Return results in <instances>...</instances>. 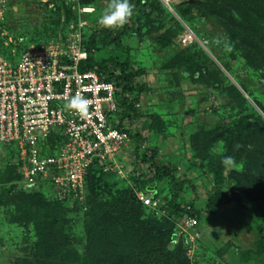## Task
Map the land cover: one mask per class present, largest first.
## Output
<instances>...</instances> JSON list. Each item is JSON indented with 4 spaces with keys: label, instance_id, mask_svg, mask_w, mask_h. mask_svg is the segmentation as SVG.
<instances>
[{
    "label": "rangeland",
    "instance_id": "1",
    "mask_svg": "<svg viewBox=\"0 0 264 264\" xmlns=\"http://www.w3.org/2000/svg\"><path fill=\"white\" fill-rule=\"evenodd\" d=\"M49 1L20 0L13 5L12 29L21 32L22 40L46 42L59 37L63 17L59 13L46 11ZM146 1L152 3L153 21L141 27L131 20L134 19L133 15L127 23L128 28H108L112 34L123 30L119 44L100 41L99 49L93 50L97 61L127 53L134 65L143 68L144 74L139 81L149 88L139 97L135 116L126 117L123 112L131 114V111H123L120 107L117 114H111L113 124L118 120L122 123L132 121L131 124H124L133 138L130 136L132 148L136 149L142 134H147V139L137 150L136 157L132 158L130 152L124 156L119 153L115 157L119 168L126 171L128 178L120 177L115 170L104 174V177L122 188L134 186L133 180L136 179L139 183L145 182L149 188L153 185L154 189L161 191L162 196L168 197L167 178L158 183L152 180L151 163L147 159L142 161L140 157L152 156L154 145L148 142L159 136L161 142L164 140L163 154H154V160L160 164L167 162L174 168L177 180L182 182L179 194L182 204L190 203L193 210L198 211L195 227L184 225L185 216L176 222L172 245L180 243L192 264H264V249L258 236L259 213H242L235 203L218 208L213 214L207 213L204 208L207 195L214 187L212 176L192 159L188 148L189 135L200 125L229 126L244 113H254L264 125V56L251 48L253 55L249 58L246 54L250 56L252 53L246 52L245 46L230 38L227 45L223 41L216 43L215 39L226 33L219 19L209 14L204 0H172L171 9L160 0ZM108 4V1L95 2L99 15L91 22V32L107 28L98 23V18ZM172 19L178 23L179 34L185 29L195 34V53L183 51L180 57L186 65L182 66L183 69L171 70L167 67L171 62H179L177 53L181 54L184 48L179 44L178 37L171 36V31L166 33ZM261 26L264 28V24ZM152 27H156L157 31L150 33ZM2 53L7 57L9 51L5 49ZM189 54H194L192 61L188 60ZM230 85L241 92V98L236 101L238 104L226 94ZM156 113L167 121L165 127H160L161 132L150 128L152 120L153 124H157L153 118ZM175 146L183 147L184 158L178 161L166 159ZM222 148L223 145L219 144L214 151L219 152ZM13 157L12 150L0 147V264H12L17 258L32 257L36 241L35 223L43 215L42 209L28 211L14 200L15 184L8 180L11 174L16 175L9 172ZM252 162L251 158L237 162L233 166L234 173L224 182V190L235 189L247 204L264 201V164ZM246 192L251 199L245 196ZM109 198L110 194L106 192L100 196L103 200ZM70 208L62 212L59 231L70 238L74 248L82 252L87 210L82 206ZM146 213L160 215L150 207H146ZM17 218L24 222H16ZM228 244L231 246L227 248Z\"/></svg>",
    "mask_w": 264,
    "mask_h": 264
},
{
    "label": "trees",
    "instance_id": "2",
    "mask_svg": "<svg viewBox=\"0 0 264 264\" xmlns=\"http://www.w3.org/2000/svg\"><path fill=\"white\" fill-rule=\"evenodd\" d=\"M19 1H9L3 27L15 37L21 38V32L17 33L12 29L11 20L12 7ZM50 1H54V7L47 8L46 11L62 15L60 30L61 34H65L69 24L76 19V11L71 6L65 5L63 0ZM101 1L110 3V0H81V4L95 5V2ZM204 1L209 14L219 19L221 27L230 40L242 44L246 52L252 53L246 56L252 57L251 48L254 52L264 56V28L261 26L264 24V0ZM130 3L134 5V19H131L134 24L145 27L147 22L153 21L152 3H147L146 0H130ZM96 11V14H99L97 6ZM124 26L128 28V24ZM122 31L112 34L108 28L100 32H91L87 28L84 33V44L89 56L80 64L79 69L81 71L93 69L105 80L113 81L119 89L118 108H122L123 111L130 110L131 114L127 111L123 114L126 117H133L136 115V104L140 94L148 89L146 84L139 81L144 74L143 68L134 65L127 53L122 56L112 55L99 61L93 55V50L99 49L100 41L105 44L118 43L123 34ZM154 31H157L156 27L149 30L150 33ZM170 31L171 36L178 37L180 28L175 19H172L166 33ZM42 42L23 40L18 51L28 43ZM194 46L193 43L183 46L182 53H177L176 59L179 62H171L167 66L168 69H183L182 66L186 65L180 57L185 51L195 53ZM193 56L194 54H189L188 60L192 61ZM117 71L118 73L115 74ZM227 87L226 94L232 97V101H238L237 99L241 98V92L234 85ZM118 112L119 110L116 114ZM153 118L156 119L157 124H153L152 120L150 128L161 132L160 127H165L167 124L166 118L159 113H156ZM116 126L121 127L120 122H117ZM60 143L59 133H51L44 152L53 154ZM219 144L223 145V148L215 152L214 148ZM237 145L241 147L237 148ZM188 146L192 159L198 161L200 166L212 176L214 187L207 195L205 211L213 214L218 208L235 203L242 213H259L258 236L259 243L264 249V201L247 204L235 189L224 190V182L234 173V168L233 166L226 168L221 163L223 157L233 156L236 163L251 158L256 163L264 164V125L260 119L254 113H244L229 126L224 124L212 127L200 125L189 135ZM143 156H140L143 158L142 161L147 159L153 167L152 180L159 182L167 178L170 193L168 197L162 196L161 191L158 188L154 189L153 185L149 188L145 186V182L139 183L136 179L133 180L134 186L117 187L115 182H109L104 177L106 173L94 162L86 174L83 200L72 199L70 196L63 200L52 199L44 193L42 186L29 189L21 182L18 160L13 157L9 172H15L16 175L11 174L8 180L14 181L13 183L17 185L16 189L13 184L14 200L17 205H23L28 211L33 208L42 209L43 215L35 223L36 241L32 257L17 258L12 264H192L185 248L180 243L172 245V236L175 224L180 218L196 217L198 211L193 210L190 203L182 204L179 196L182 182L177 180L174 168L169 164H160L155 161L154 153L150 158ZM147 189L153 190L146 191ZM136 191L152 193L160 204L159 208L153 210L160 215L146 213V206L138 200ZM105 192L110 194V198L100 199ZM244 194L251 199L247 192ZM71 205L73 207L82 206L87 210V219L83 227L85 243L82 252L74 248L70 238L59 231L63 218L62 212L65 209H71ZM16 222L24 221L17 218ZM63 222L66 220L63 219ZM230 246L231 244H228L227 248Z\"/></svg>",
    "mask_w": 264,
    "mask_h": 264
},
{
    "label": "built area",
    "instance_id": "3",
    "mask_svg": "<svg viewBox=\"0 0 264 264\" xmlns=\"http://www.w3.org/2000/svg\"><path fill=\"white\" fill-rule=\"evenodd\" d=\"M9 1L0 0V147L13 151L21 182L29 189L42 186L52 199L70 196L81 201L94 162L104 173L115 170L128 178L115 160L130 141L128 130L112 122L111 114L118 111V88L93 69H79L89 56L84 33L92 25L89 17L96 6L63 0L76 11L67 33L28 43L18 51L23 40L3 27ZM160 1L171 9L172 0ZM54 4L49 1L48 8ZM177 39L186 46L195 41V34L185 29ZM4 49L9 51L7 57ZM77 94L91 101L85 114L66 107L67 99ZM53 132L59 133L61 143L47 154V139ZM136 196L144 206L159 208L152 193L136 191ZM183 223L195 227L197 219L185 216Z\"/></svg>",
    "mask_w": 264,
    "mask_h": 264
},
{
    "label": "clouds",
    "instance_id": "4",
    "mask_svg": "<svg viewBox=\"0 0 264 264\" xmlns=\"http://www.w3.org/2000/svg\"><path fill=\"white\" fill-rule=\"evenodd\" d=\"M134 14V5L130 0H110V3L103 9L98 18V23L107 28H119L127 24ZM229 37L225 34L223 37H217L216 43L223 41L225 45ZM91 101L80 94L71 96L67 99L66 107L69 110H74L80 114H85L88 111ZM241 145H237V148ZM224 167L230 168L235 165L236 161L233 156H225L221 160Z\"/></svg>",
    "mask_w": 264,
    "mask_h": 264
},
{
    "label": "crops",
    "instance_id": "5",
    "mask_svg": "<svg viewBox=\"0 0 264 264\" xmlns=\"http://www.w3.org/2000/svg\"><path fill=\"white\" fill-rule=\"evenodd\" d=\"M97 12V11H96ZM99 14H94V15H92V16H90L89 17V19L91 20V22L98 16ZM147 86V85H146ZM149 89V88H148ZM148 89L146 90V92L148 91ZM142 94V93H141ZM141 94H140V97H141ZM138 106V103L136 104V107ZM120 122V124H121V127H124V128H126L127 130H128V126H125L124 124L125 123H129V124H131L132 123V121L131 122H121V121H119L118 120V123ZM117 123H115V125H116ZM128 132H129V130H128ZM129 134H130V132H129ZM131 135V134H130ZM131 138H132V136H131ZM130 138V141H129V147H126V148H124L123 150H121L119 153H120V155H122V156H124L127 152L129 153L130 152V154H131V156H132V158H134V157H136L137 155H138V149H141L140 148V146L142 147L143 146V143L145 142V140L147 139V134H142L141 135V137H140V140H139V142H137L138 143V145L136 146V149L135 148H132V139ZM163 142H164V140H163ZM163 142H161V140H160V137L158 136V137H156V139H153V140H151V141H149L148 143L149 144H151L152 146L154 145V147H153V150H152V154L154 153V154H156V153H158V155H162L163 154ZM163 145V146H162ZM177 145V144H176ZM162 146V147H161ZM161 147V148H160ZM188 148H189V146H188ZM184 149H183V147H182V149H181V147L180 148H178V146H175L174 147V150H173V152L172 153H170V155H167L166 156V159H172L171 161H174L175 159H177V161L180 159V158H184V155H186L184 152L185 151H183ZM118 153V154H119ZM187 153V152H186ZM138 158V157H137ZM141 159V158H140ZM140 159H138V161L140 160ZM174 159V160H173ZM142 160V159H141ZM164 164H168L167 162H164ZM158 183V182H157ZM52 191V190H51ZM231 205V204H230Z\"/></svg>",
    "mask_w": 264,
    "mask_h": 264
}]
</instances>
